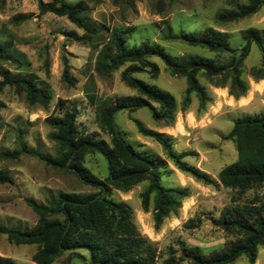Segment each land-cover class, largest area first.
Segmentation results:
<instances>
[{
  "label": "rangeland",
  "instance_id": "374dc122",
  "mask_svg": "<svg viewBox=\"0 0 264 264\" xmlns=\"http://www.w3.org/2000/svg\"><path fill=\"white\" fill-rule=\"evenodd\" d=\"M49 2L51 0H43ZM85 1L88 17L97 25L126 30L128 45L143 42L159 44L175 57L198 55L226 62L229 55L220 58L199 47H191L174 38L181 32L199 33L208 27L230 35L233 48H242L246 41L243 33L249 29L264 30V5L257 13L230 23L216 21L218 13L237 10L251 0H67L71 4ZM39 0H5L0 2V43L8 44L9 60L0 65L13 73L35 76L39 86L51 96L47 106L30 104L23 91L6 87L0 93V100L6 105L0 123V170L13 179L11 183L0 184V224L21 230L31 229L38 222V215L29 201L48 204L60 193H75L87 196L99 189L80 180L73 169H56L40 159L38 153L55 156L56 143L50 138L52 128L46 122L51 115L60 116L58 100H67V107H77V126L86 133L96 135L98 140L110 145V137L103 133L97 123L95 106L106 97L137 96L138 92L128 87L121 79L122 67L110 76L97 73L96 58L101 48L100 41L78 42L69 37V32L84 34L67 17L52 13L40 15ZM30 16L21 20L20 16ZM107 33V32H106ZM104 32V34L106 35ZM170 36V37H167ZM68 60L70 74L75 84L70 85L63 77L64 61ZM262 52L252 43L250 52L242 63L241 77L248 84V91L255 89L249 102L239 103L230 92V80L225 86L215 87L201 75L199 80L212 98L204 108L195 94L190 96L186 109L183 99L188 87L184 77L172 75L161 58L153 57L158 71L134 74L138 79L170 93L177 102L178 111L173 122L157 121L149 108L134 112L124 110L116 115V125L127 142L152 158L165 160L160 168L161 184L166 188H187L189 197L182 207L155 228L152 212H144L141 194L149 185L142 182L127 192L111 188L108 198L126 203L140 232L158 250L159 264L168 257L169 250L178 255L185 248L198 247L204 254L220 251L236 236L226 233L216 225L222 211L236 203L237 190L222 185H204L193 177L178 170L167 158L163 147L149 137L142 136L136 127L138 120L148 129L158 131L171 138L176 153L190 152L194 155L184 162L207 173L218 182L222 168L237 161L238 152L234 142L224 138L239 118L264 114V78L257 80L253 70L264 73ZM219 82L221 78L217 79ZM226 96L224 98L223 96ZM157 106V105H156ZM31 150L32 153H27ZM21 152L17 158L6 157V153ZM83 165L98 179L108 176V163L99 153L88 154ZM256 192L247 191L240 204L251 199ZM263 194V190H258ZM152 208V204H151ZM37 245H15L7 236L0 234V255L15 260L18 264H35L33 256ZM90 254L86 250L65 252L53 264H88ZM181 264H190L184 261ZM235 264H252L246 256ZM254 264H264V246L259 247Z\"/></svg>",
  "mask_w": 264,
  "mask_h": 264
},
{
  "label": "trees",
  "instance_id": "16d2710c",
  "mask_svg": "<svg viewBox=\"0 0 264 264\" xmlns=\"http://www.w3.org/2000/svg\"><path fill=\"white\" fill-rule=\"evenodd\" d=\"M5 0H0L3 3ZM97 1V0H91ZM174 1V0H173ZM264 5V0H251L249 4L237 10H225L217 14L216 21L230 23L249 17ZM40 15L52 13L67 19L84 30L83 35L69 32L67 35L78 42H101L96 58V71L101 76H110L122 67L121 79L130 88L138 92L137 96L106 97L100 99L95 106L96 119L100 130L110 137V145L98 140L95 134L86 133L77 126V107H67V100H58V109L62 115H51L46 122L52 128L50 138L56 143V155L49 156L38 153L41 160L56 169H73L81 181L99 189L97 193L81 196L75 193H60L48 204L29 201V205L38 215L37 224L31 229L9 228L0 224V234L7 236L15 245H37L33 256L35 264H53L65 252L75 253L86 250L90 254L88 264H159L157 248L140 232L132 218L130 207L124 202H116L108 198L111 188L127 192L142 182L149 185L141 194L144 212H152L156 229L171 214H175L184 199L188 198L187 188H166L161 184L160 168L166 165L161 158H152L138 152L131 145L116 125L119 111L134 112L141 108H149L155 120L173 122L178 111L175 98L168 92L152 86L134 76L136 73L151 71L156 73L158 66L151 58L163 60L172 75L187 80V90L182 109L190 103V96L195 94L204 108L212 101L199 77L204 75L215 87L225 86L230 80V92L241 98L248 91L247 82L241 77L242 63L255 43L262 52L264 67V30L249 29L243 33L246 44L242 48H233L230 35L213 27L199 33L181 32L180 39L188 46L199 47L214 53L217 58L229 55L226 62L210 58L188 55L175 57L159 44L143 42L129 46L126 30L110 28L106 24L97 25L88 17L85 1L75 4L67 0H39ZM30 16H20L28 20ZM106 33V35L104 34ZM170 37V36H167ZM8 44L0 43V61L9 60ZM64 79L75 84L70 74V65L64 61ZM252 76L263 79L264 73L253 70ZM221 78L219 82L217 79ZM6 87H15L26 94L30 104L39 103L47 106L51 96L39 86L35 76L13 73L0 65V93ZM157 105V106H156ZM6 107L0 100V123L2 111ZM138 132L158 142L167 158L181 172L190 175L204 185H222L224 188L237 190L236 203L226 207L216 225L226 233L236 236L225 248L204 254L200 248H185L180 255L177 250H169L163 264H235L246 256L250 263L257 260L258 249L264 246V114L236 119L229 134L224 138L234 142L238 159L225 166L218 173V182L200 169L184 162V158L194 154L190 152L176 153L171 138L163 133L148 129L135 120ZM32 153L31 150H26ZM99 153L108 163V176L98 179L84 167V158L88 154ZM21 152L6 153V157L17 158ZM12 177L0 170V184L11 183ZM262 189L263 194L258 190ZM250 190L256 193L243 204L239 200ZM152 204V208H151ZM0 264H18L9 257L0 255Z\"/></svg>",
  "mask_w": 264,
  "mask_h": 264
},
{
  "label": "crops",
  "instance_id": "0c3cea01",
  "mask_svg": "<svg viewBox=\"0 0 264 264\" xmlns=\"http://www.w3.org/2000/svg\"><path fill=\"white\" fill-rule=\"evenodd\" d=\"M252 91H254V93H256V90L255 89H253V90H251L250 91V93H249V95L247 94V95H245V96H243V97H241L240 99H239V103L241 104V103H247V102H249L250 100H252V98H253V92ZM224 98H226L227 99V97L224 95L223 96Z\"/></svg>",
  "mask_w": 264,
  "mask_h": 264
}]
</instances>
